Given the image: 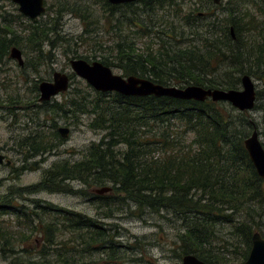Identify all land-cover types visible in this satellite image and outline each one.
Segmentation results:
<instances>
[{
    "label": "trees",
    "instance_id": "trees-1",
    "mask_svg": "<svg viewBox=\"0 0 264 264\" xmlns=\"http://www.w3.org/2000/svg\"><path fill=\"white\" fill-rule=\"evenodd\" d=\"M55 2L46 6L44 18L30 19L19 11L15 16L0 13V61L14 46L32 57L37 54L39 63L47 44L49 52L58 41L69 47L70 38L59 32L65 14L81 19L84 31L90 23L103 19L111 27L105 29L103 24L106 32L116 33V41L105 48L107 52L80 54L69 49L66 54L87 61L99 57L98 61L118 68L123 76L133 74L164 85L238 88L241 76L247 74L263 84L256 90L253 109L262 112L260 134L264 135V102L260 101L264 99V0H236L234 7H227L225 14L215 13L202 29V23L197 22L200 8L190 5L184 12L185 0ZM249 4L254 7L252 12L247 9ZM178 15L180 30L174 22ZM14 18L26 20L23 32H18ZM131 26L132 36L125 33ZM147 36L154 38L156 51L135 49V39ZM69 77L72 81V75ZM41 79L35 80L33 98L19 100L28 125L32 123L15 142L22 157L20 173L34 170L64 141L66 137L58 131L60 119L75 125L81 116L90 117L87 126L102 134L87 145L80 159L52 163L36 189L78 194L81 190L70 186L73 180L86 188L110 184L119 208L134 202L140 213L163 208L174 215L179 222L180 258L191 253L203 261L223 264L227 254L236 253L237 263L244 264L252 233L259 231L264 236V220H260L264 215V178L256 173L244 147V138L255 126L244 116L245 111L237 109L235 113L236 108L228 102L209 98L197 101L103 92L86 82L69 90L70 96L61 102L53 98L39 101ZM37 156L38 160H32ZM17 193L13 188L0 197V214L23 218L14 228L0 221V253L6 264H95L99 259L103 261L100 264H112L121 262L127 249L137 247V242L123 245L115 238V228L96 217L50 202H34L27 211L23 204L12 202L11 195ZM88 196L98 202L97 208L101 204L107 210L103 217H111L110 194L90 192ZM223 223L232 226L242 248L230 250L226 242L213 247L220 240L216 226ZM36 233L41 236L40 245L27 248L25 242ZM19 241L23 244L20 250ZM18 251L21 256L16 255ZM97 252L100 258L93 259Z\"/></svg>",
    "mask_w": 264,
    "mask_h": 264
},
{
    "label": "rangeland",
    "instance_id": "rangeland-1",
    "mask_svg": "<svg viewBox=\"0 0 264 264\" xmlns=\"http://www.w3.org/2000/svg\"><path fill=\"white\" fill-rule=\"evenodd\" d=\"M235 1L236 0H220L218 4H215L213 1L209 3L207 0H185L184 7H187V9H184V12L190 9V5H192L193 8H200V12L197 13L200 17L196 20L198 23H202L200 27V29H202L205 26L204 23L210 22L215 13L219 12L225 14L226 8L232 6ZM50 3L56 2L55 0H47V5L45 4V7ZM91 5L95 9L98 8L95 4ZM215 5H220V7L216 8ZM15 7H17V5L11 0H0V13L7 12L10 16H15L16 12H18V7L17 11ZM166 8L172 9V6L167 5ZM247 9L252 12L254 7L249 4L247 5ZM44 13L37 18L42 16L44 18ZM169 14L172 16L173 11H169ZM15 20V27L19 30L18 32H23V27L27 24L26 20L22 19L21 21L18 18ZM61 21L63 22V27L59 32L60 34H65L63 35L65 38H70L69 47L66 46L65 42L58 41L57 47L49 52V44H47L44 49V57L41 63H39L40 58L37 57V54L32 57L30 52L27 51V53H25L23 49L20 48L23 61H28L27 67L24 68V65L19 66L17 60L10 57V52L9 55L0 61V152L5 155L6 159L11 161L9 165L5 163L0 164V197L8 194L10 189L17 188L18 193L14 196L11 195V197L14 198L12 202L17 206L23 204L26 206L27 211L32 209L34 202H39L41 204L50 202L53 205L96 217L100 220L99 222L105 226L111 225V227L116 230L113 232L118 234L115 238L121 241L125 246L133 245L137 242V247L127 249L126 254H124L125 258L121 262L112 264H181V258L178 256L180 252V242L176 236V228L179 222L175 221L173 214L169 212L166 213L165 209L161 208L159 211H150L151 209H146L147 212L140 213L134 202H127L119 208L118 201H115L117 197H113L115 192L111 190L105 193L111 195V200H109L112 211L111 217L105 218L103 216L104 213H107V210L104 209L101 204H99L97 208L98 202L92 200L91 197L88 196V193H92V188L84 187V185L77 180L71 181L70 186L73 189H80L81 191L78 194L36 189L42 179L43 172L50 167L52 163L65 159H80L82 157V151L85 150L87 145L92 141H98L100 139L102 132L94 131L87 126L90 117L81 116L79 122L75 125H67L60 119L59 127H68L69 131L67 137L58 146L55 153L45 156V159L39 161L34 170L24 171L22 173L18 170L19 166L22 164V157L19 154V149L15 145V142L26 131L24 128L32 126V123L28 125L27 116L25 115L26 111L22 109L23 105L21 106L22 103L19 100L22 98H33L34 93L32 90L36 82L35 80H39L40 78H42L41 80H51L53 71L59 70L68 73L69 76L72 75V83L68 90L52 97L61 102L66 96H70L67 94L69 90L75 87L79 88L85 83L83 79L73 73L69 64V60L72 57L70 54H66V52L69 49H77L80 54H104L103 50L112 42L116 41V37L114 36L116 33L106 32L105 29L111 30V27L108 24L105 25L103 19H101V23H90L88 31L83 30L84 23L76 16L65 14ZM174 22L179 26L180 30V26L182 27L181 16L178 15L174 19ZM133 29L134 27L132 26L126 27L125 33L132 36ZM135 41V49L137 50L145 51L146 48H152L153 51H156L157 44L154 43V38L150 36L142 39L136 38ZM49 53L52 56H49ZM97 59H99V57L95 60ZM29 60L31 61L29 62ZM88 61H93V59L89 57ZM110 68L114 73L122 75V72L118 68ZM254 82L256 90L263 87L262 83L256 80H254ZM238 86V88H240L241 84ZM37 95H39V91ZM260 101L264 102V99H260ZM244 111V116L254 122L259 138L261 142H264V135L260 134V132L263 131V125H261L262 112L254 110L253 108ZM237 112L239 111L235 109V113ZM252 130L251 127L248 135ZM39 158L40 157L37 156L32 160H38ZM108 185L111 186L110 184ZM112 200L115 201L114 204ZM260 220H264V215ZM0 221L3 225L14 228L15 225L23 221V218L17 219L13 213L6 212L0 214ZM21 229L20 227L19 232ZM216 230L220 240L213 243L214 248H216L220 242L221 244L226 242L225 245H227L230 250L231 248L234 250H236V248H242L240 247L241 244L236 241V237L232 234V226L229 223L218 224ZM261 230L264 233V226ZM63 236L65 237L66 234H63ZM40 243L41 236L36 233L25 242V246L29 249H34L38 247ZM21 244L22 242L19 241L17 247L19 250L21 246H23V244ZM235 254L236 253L231 255L227 254L225 256L226 260L222 263L238 264ZM16 255L21 256V253L18 251ZM100 255L101 254L98 252L94 253L93 259L100 258ZM3 260L2 253H0V264H6ZM101 261L102 259H99L95 264H100L103 262Z\"/></svg>",
    "mask_w": 264,
    "mask_h": 264
},
{
    "label": "water",
    "instance_id": "water-1",
    "mask_svg": "<svg viewBox=\"0 0 264 264\" xmlns=\"http://www.w3.org/2000/svg\"><path fill=\"white\" fill-rule=\"evenodd\" d=\"M18 7V11L30 19L42 15L45 10V0H11ZM112 4H123L135 2L137 0H107ZM218 4L220 0H213ZM232 36L233 30L230 28ZM10 57L17 60L19 66H23L21 50L14 46L10 49ZM70 67L75 75L83 79L91 87L98 91H114L123 95L131 96H170L178 99H194L204 101L207 98L212 101H225L240 111L250 110L256 102V86L253 78L244 74L240 78V88H206L196 84L184 86L164 85L152 81L149 78L137 75L122 76L116 74L112 69L98 60L87 61L83 58H71ZM69 74L55 70L51 80H41L38 83L39 101L49 100L59 93L68 90L70 85ZM62 137H67L69 128L61 126L58 128ZM244 147L256 173L264 178V146L259 138L256 127L244 138ZM10 163L0 152V164ZM109 185L92 188V192L104 194L111 191ZM181 264H212L199 259L196 255L188 253L181 257ZM244 264H264V237L258 232H254L251 237V247Z\"/></svg>",
    "mask_w": 264,
    "mask_h": 264
},
{
    "label": "flooded vegetation",
    "instance_id": "flooded-vegetation-1",
    "mask_svg": "<svg viewBox=\"0 0 264 264\" xmlns=\"http://www.w3.org/2000/svg\"><path fill=\"white\" fill-rule=\"evenodd\" d=\"M212 1H213V0H212ZM231 35H232V34H231ZM5 160H7L6 157H5ZM9 161H10V160H9ZM3 163H5V162H3ZM10 163H11V161H10ZM10 163H5V164L9 165ZM1 164H2V163H1ZM255 232H256V231H255ZM258 232H259V231H258ZM253 233H254V232H253ZM253 233H252V234H253ZM259 233H260V232H259ZM260 234H261V233H260ZM261 235H262V234H261ZM262 236H263V235H262ZM251 237H252V235H251ZM263 237H264V236H263ZM250 247H251V246H250ZM249 250H250V249H249ZM248 253H249V252H248ZM244 262H245V261H244Z\"/></svg>",
    "mask_w": 264,
    "mask_h": 264
},
{
    "label": "bare ground",
    "instance_id": "bare-ground-1",
    "mask_svg": "<svg viewBox=\"0 0 264 264\" xmlns=\"http://www.w3.org/2000/svg\"><path fill=\"white\" fill-rule=\"evenodd\" d=\"M124 4V3H123Z\"/></svg>",
    "mask_w": 264,
    "mask_h": 264
}]
</instances>
